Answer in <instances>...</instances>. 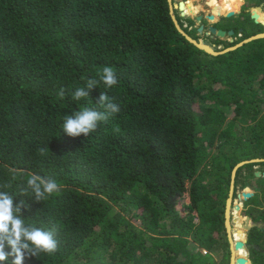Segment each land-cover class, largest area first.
Wrapping results in <instances>:
<instances>
[{"label": "trees", "instance_id": "1", "mask_svg": "<svg viewBox=\"0 0 264 264\" xmlns=\"http://www.w3.org/2000/svg\"><path fill=\"white\" fill-rule=\"evenodd\" d=\"M242 3H216L215 15ZM254 11L264 21V11ZM176 14L198 38L196 19ZM237 28L233 43L202 37L222 51L264 32L228 26ZM106 66L118 83L101 81L74 101L75 89L99 81ZM104 92L120 112L87 138L64 133L63 117L104 111L97 104ZM256 158L264 159V37L215 55L180 32L169 0H0V190L24 201L27 225L54 229L58 241L54 254L24 264H217L215 255L230 264L232 173ZM257 166L264 171V160L238 168L234 197L254 192L243 213L263 225L248 231V255L264 264ZM33 173L60 191L41 202L19 194ZM186 196L181 213L176 206ZM235 213L234 239L243 240ZM245 255L235 249L236 259Z\"/></svg>", "mask_w": 264, "mask_h": 264}, {"label": "clouds", "instance_id": "2", "mask_svg": "<svg viewBox=\"0 0 264 264\" xmlns=\"http://www.w3.org/2000/svg\"><path fill=\"white\" fill-rule=\"evenodd\" d=\"M101 81L108 88L118 83L117 76L111 67L106 66L102 69L99 81L88 79L84 87L76 88L72 93L73 100L78 102L89 98L92 89L98 86ZM64 94L62 88L59 95L63 98ZM97 104L104 111L85 107L75 111L72 115L63 117L62 129L64 133L73 138L81 135L87 138L91 133L97 131L100 122L107 121L111 115L117 114L121 110L120 106L114 103L106 92L99 96ZM39 151L44 154L46 149L41 148ZM59 191L60 185L54 179L33 173L30 174L26 186L21 188L19 194L29 196L31 193L30 197L41 202ZM22 207H26L24 201L14 203L13 194L0 190V264H9V257L13 258L10 264H24L26 257H38L41 253L54 254L58 249L54 229L44 230L27 225L22 217ZM6 248L10 250H6Z\"/></svg>", "mask_w": 264, "mask_h": 264}, {"label": "water", "instance_id": "3", "mask_svg": "<svg viewBox=\"0 0 264 264\" xmlns=\"http://www.w3.org/2000/svg\"><path fill=\"white\" fill-rule=\"evenodd\" d=\"M170 2V11H171V15L172 18L177 26V28L180 30V32H182L191 42H193L194 44H196L198 47L206 50L207 52L211 53V54H220V53H224L227 52L229 50H233L239 46H242L243 44L250 42L252 40L258 39V38H263L264 37V33H258L256 35L250 36L249 38L244 39L243 41L237 43L236 45L230 46L225 48L222 51H216L214 49V46L209 45L208 43L206 44H202L201 40L196 38L194 39L191 35H189L184 29L183 27L180 25L179 20L177 18V14L176 11L178 10L179 15L180 16H186V13L183 11V4L184 1H180L178 4L174 3L173 0H169ZM213 9H216L215 7ZM255 9L264 11V3H260L258 5H255L254 7H249L248 11H251V18L256 22V23H261L264 26V21H259L258 20V15L255 13ZM208 12L210 11V9H207ZM239 11H228L226 13H222L220 15H218V17H220V19L222 20L224 17H231L233 15H235L236 13H238ZM196 17V21L199 24L198 27V31L202 32L205 28V25L203 23V18H208L211 21L215 22L217 21V17L215 16V14L213 12H210L208 14H195ZM225 28V29H224ZM218 27L214 24H210L208 26L207 31L205 32L207 35L211 36V37H219L221 39H224L225 37H230L229 41L230 42H234V40L236 39V37H233L234 34V29H228V27ZM240 30L242 31L243 28H240ZM264 159H251V160H245V161H241L240 163L237 164V166L235 167V169L233 170L232 173V183H231V191H230V197L227 200V206H226V214H225V225H226V229H227V234H228V238L230 241V249H231V259H230V264H233V256H234V250H233V243H234V247L235 249H245L246 250V255L245 257H238L236 259V263L237 264H246L247 262H249L251 264V261L249 259V255H248V246H247V238L246 239H238V240H234L232 238V233L235 232V230L237 229L236 227H232L231 226V219L236 221V217L233 216L231 218V213H230V209L233 208L236 212L237 211H241L242 210V205L244 204V202L253 196L254 192L250 191L248 189L243 190L242 192H237V199L240 202L239 204H234L232 206V201H233V195H234V188H235V176H236V172L238 170L239 167L245 165L246 163H251V162H259V161H263ZM257 177L260 176H264V171L261 170H257L255 172ZM263 223L261 222H253L251 221V217L247 216L245 217V223L243 225V229H244V233L246 234V232H248L252 227L254 226H262Z\"/></svg>", "mask_w": 264, "mask_h": 264}, {"label": "rangeland", "instance_id": "4", "mask_svg": "<svg viewBox=\"0 0 264 264\" xmlns=\"http://www.w3.org/2000/svg\"><path fill=\"white\" fill-rule=\"evenodd\" d=\"M179 1H181V0H173V2L174 3H176V4H178V2ZM221 1H224V0H210V5L213 7V6H215V4L216 3H219V2H221ZM245 2H243L242 4H241V6H243L244 4H246L244 7H242V9H241V13H236L235 15H233V16H231V17H225V19H223V20H220L219 22H217L216 23V25L218 26V27H222V28H224L222 25H224V23H226L228 26H232V25H234V24H236V23H239V24H242L243 25V27H245V29H249V33H250V30L253 32V31H256V30H263L264 28H253L252 27V25L250 24V20H249V18L247 17V15L245 16L244 15V12H242V11H244V10H246V9H248L249 7H251V6H253V5H256L255 3H257L259 0H244ZM185 5H186V9H187V14H186V16H183L184 18H186V17H191V18H195L196 19V17H195V14H203V15H205V14H208V13H210V11L208 12V8L206 9L207 11H199V6H196L194 3H193V1H191V0H189V1H186L185 2ZM254 7V6H253ZM206 8V7H205ZM232 11H234V10H232ZM179 13V12H178ZM249 14V13H248ZM180 16V15H179ZM180 17H182V16H180ZM247 17V19H245ZM217 20H219V19H217ZM183 22H184V25L185 26H187V21L185 20V19H183ZM203 22H204V25H205V28H204V30L202 31V32H200V31H194V32H192L191 31V33H195L196 35H197V37H198V39H200L201 40V42L202 43H204V44H206L207 42H208V40L205 38H203L204 36L206 37V36H209V35H207L205 32L207 31V29H208V26H209V24L212 22L210 19H208V18H204V20H203ZM221 25V26H220ZM227 26V27H228ZM193 27H199V24H198V22L196 21L195 22V24H194V26ZM197 30H198V28H197ZM239 29L237 28V30H236V32H235V36H236V39L234 40V42L235 41H237L238 39H239V37L240 36H238L237 37V35H238V31ZM238 31V32H237ZM197 32H198V34H197ZM203 36V37H202ZM193 37V36H192ZM234 37V36H233ZM194 38V37H193ZM194 39H196V38H194ZM225 40L223 41L224 42V44L226 43V42H228L229 41V38H227V37H225L224 38ZM226 41V42H225ZM230 42V41H229ZM230 43H233V42H230ZM208 44L209 45H211V43H209L208 42ZM223 48V46L222 45H218V46H216V47H214V49L215 50H220V49H222ZM258 170H261L262 171V169L260 168V166H257L256 167ZM246 189H248V190H250V191H252L251 189H250V187H247ZM237 192H242V191H237ZM186 202H189V198H188V196H186L185 197V199H181L180 201H179V203L177 204V206H176V209L178 210V211H180L181 213H183L184 211H183V205H184V203H186ZM239 204L240 202L238 201V199H237V195H236V197H234V195H233V201H232V206L234 205V204ZM243 210H244V204L242 205V210L241 211H237L238 212V214L241 216V221H242V224L244 225V223H245V217H246V215H244V213H243ZM230 213H231V218L233 217V216H235V210L233 209V208H231L230 209ZM252 221V220H251ZM231 226L232 227H236V222L234 221V220H232L231 219ZM248 237V232H246V234H245V237H244V239H246ZM230 259H231V253H230ZM217 260V261H216ZM215 261L217 262V264H220L219 263V258L215 255Z\"/></svg>", "mask_w": 264, "mask_h": 264}, {"label": "crops", "instance_id": "5", "mask_svg": "<svg viewBox=\"0 0 264 264\" xmlns=\"http://www.w3.org/2000/svg\"><path fill=\"white\" fill-rule=\"evenodd\" d=\"M181 1H184V2H186V1H189V0H181ZM191 1H193V3L196 5V6H199V11H207L206 9L207 8H209L210 9V12H212V10H213V8L214 7H212L211 5H210V0H191ZM180 2V1H179ZM178 2V3H179ZM243 2H245L244 0H243ZM260 3H264V1H262V2H260ZM206 7V8H205ZM241 9H242V6H240V9H237V10H234V11H239V13L241 12ZM177 12H178V10H177ZM245 13H246V15H248V13H249V15H251V11H248V10H245ZM178 15H179V13H178ZM251 17V16H250ZM217 19H219V20H217V21H215V22H211L210 24H214V25H216V23L217 22H219L221 19H220V17H217ZM203 20H204V18H203ZM209 24V25H210ZM224 25H225V23H224ZM224 25H222L223 27H224ZM219 26V25H218ZM221 26V25H220ZM225 29V28H224ZM257 32H259L260 30H256ZM259 33H264V32H259ZM258 34V33H257ZM254 35H256V34H254ZM229 39H230V37H229Z\"/></svg>", "mask_w": 264, "mask_h": 264}, {"label": "bare ground", "instance_id": "6", "mask_svg": "<svg viewBox=\"0 0 264 264\" xmlns=\"http://www.w3.org/2000/svg\"><path fill=\"white\" fill-rule=\"evenodd\" d=\"M216 8V7H215ZM215 10L216 9H213L212 10V12L215 14ZM256 10H258V9H256ZM183 11L187 14V9H186V5H185V2H184V4H183ZM261 12V10H258V13H260ZM216 16V15H215ZM216 17H218V16H216ZM202 44H204V43H202ZM232 238L234 239V234L232 233ZM235 240V239H234ZM233 250H234V258H233V264H235V261H236V256H235V247H234V243H233ZM246 251V250H245ZM247 253V252H246Z\"/></svg>", "mask_w": 264, "mask_h": 264}, {"label": "flooded vegetation", "instance_id": "7", "mask_svg": "<svg viewBox=\"0 0 264 264\" xmlns=\"http://www.w3.org/2000/svg\"><path fill=\"white\" fill-rule=\"evenodd\" d=\"M225 26L227 27L228 25H227V24H225V25H224V27H225Z\"/></svg>", "mask_w": 264, "mask_h": 264}, {"label": "built area", "instance_id": "8", "mask_svg": "<svg viewBox=\"0 0 264 264\" xmlns=\"http://www.w3.org/2000/svg\"><path fill=\"white\" fill-rule=\"evenodd\" d=\"M239 35H241V33Z\"/></svg>", "mask_w": 264, "mask_h": 264}]
</instances>
